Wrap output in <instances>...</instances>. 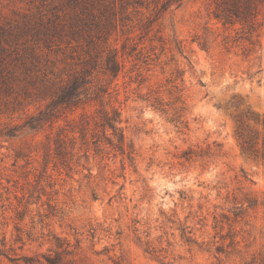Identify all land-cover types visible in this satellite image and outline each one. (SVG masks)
<instances>
[{"label": "rangeland", "instance_id": "rangeland-1", "mask_svg": "<svg viewBox=\"0 0 264 264\" xmlns=\"http://www.w3.org/2000/svg\"><path fill=\"white\" fill-rule=\"evenodd\" d=\"M211 10L208 0L168 7L157 22L162 41L150 33L142 44L149 64L119 52L124 67L110 90L125 141L134 142L133 162L102 137L93 144L90 135L70 133L80 110L31 128L22 124L48 99H27L14 110L0 104V129L16 126L14 135H0V247L5 237L9 255H42L79 240L72 254L78 264H264V165L241 151L233 118L252 110L260 120L247 122L264 132V25L252 44H224L235 32ZM38 11H53V0H0V21ZM61 57L52 48L40 59ZM153 96L168 103L166 112L150 105ZM58 134L67 145L75 141L69 166L55 163ZM247 199L255 204L245 202L234 218V202ZM229 229L235 243L220 254L186 239L210 243ZM148 245L156 251L146 252ZM0 264L24 261L0 255Z\"/></svg>", "mask_w": 264, "mask_h": 264}, {"label": "trees", "instance_id": "trees-1", "mask_svg": "<svg viewBox=\"0 0 264 264\" xmlns=\"http://www.w3.org/2000/svg\"><path fill=\"white\" fill-rule=\"evenodd\" d=\"M181 1L53 0V11L49 13H25L0 21V104H11L14 110L27 99H48L45 108L28 115L22 124L31 128L52 117L57 119L65 112L80 110L78 120L71 119L70 133H78L82 140L90 135L93 144H97L102 137L110 147L133 162L134 142L125 141L121 111L114 104L115 99H112L110 90V84L124 67L119 52L122 56L149 64L150 53L144 51V40L153 33L149 40L162 41V37L157 36L160 32L157 22L168 7L179 5ZM208 1L214 19L224 30L235 32L233 37L230 34L223 36L224 44L231 41L252 44L253 35L258 37L257 30L264 25V19L260 17L264 14V0ZM136 30L139 32L135 35ZM120 36H124V40L119 49L117 41ZM201 45L204 46V43ZM52 48L53 53L61 54L60 59H40L45 49ZM154 48L152 46L151 49ZM140 75L138 71L137 76ZM145 100L150 99L147 97ZM167 104L159 96H153L150 103L162 112L167 111ZM86 107H92L93 112L89 114ZM180 116L177 115L173 120L176 119L177 124L186 127L187 121L179 120ZM233 118L234 132L241 151L249 157L260 159L264 165V132L260 134L247 122H258L260 119L257 114L247 109L234 114ZM261 121L264 125V118ZM14 130L16 126H5L0 129V135H14ZM68 143L66 136L61 134L54 138L55 163L69 166L68 160L75 149V141L70 138ZM193 152L192 148H188L183 151V155L190 158ZM245 202L246 206L255 204V200L250 199L234 202V218L243 211ZM221 218L229 221L230 216L222 213ZM222 219L219 221L223 224ZM15 229L19 231L17 226ZM233 236L229 229L227 233L219 234L221 241L212 240L209 243L197 242L190 237L186 239L202 250L210 251L213 247L214 252L220 254L225 252L226 247L234 245ZM227 237L229 242L224 244ZM14 241L21 242L20 248L24 245L19 233H16ZM79 243L76 240L73 248H70L69 242L64 248L56 243L53 250L49 249V253L42 255L11 256L7 251L14 249L11 245L6 247L4 237L0 255L11 259L22 258L24 264H78L72 254ZM145 251L152 254L156 250L154 246L148 245ZM263 262L264 257L261 258Z\"/></svg>", "mask_w": 264, "mask_h": 264}]
</instances>
